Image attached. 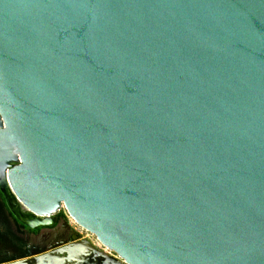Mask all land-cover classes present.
I'll return each instance as SVG.
<instances>
[{
    "label": "water",
    "instance_id": "95a60500",
    "mask_svg": "<svg viewBox=\"0 0 264 264\" xmlns=\"http://www.w3.org/2000/svg\"><path fill=\"white\" fill-rule=\"evenodd\" d=\"M9 189L125 264H264V0H0Z\"/></svg>",
    "mask_w": 264,
    "mask_h": 264
},
{
    "label": "flooded vegetation",
    "instance_id": "af4514ba",
    "mask_svg": "<svg viewBox=\"0 0 264 264\" xmlns=\"http://www.w3.org/2000/svg\"><path fill=\"white\" fill-rule=\"evenodd\" d=\"M0 201L5 206L0 209V247L3 243L7 244L6 242H8L11 244L9 249L12 255L9 256L8 261H0V264L33 258L45 254L51 249L58 250L74 243L83 245L80 256L70 262L67 255H65V257H61L67 260L64 264H108V257L125 264L118 256L110 254L107 248L101 244L99 246L98 242L95 244L87 239H81V233L71 228L67 222L61 221L60 216L43 218L25 213V211L17 208V204L12 198H9L1 190ZM44 223L48 224L41 225ZM87 244L89 246L86 247ZM77 260L79 261L76 262Z\"/></svg>",
    "mask_w": 264,
    "mask_h": 264
},
{
    "label": "rangeland",
    "instance_id": "374dc122",
    "mask_svg": "<svg viewBox=\"0 0 264 264\" xmlns=\"http://www.w3.org/2000/svg\"><path fill=\"white\" fill-rule=\"evenodd\" d=\"M5 206H4V203H2L0 201V209H3ZM60 216L61 217V221H64V222H67L71 228H73L74 230H78L80 233H81V239L85 240H89L91 241L92 243H95L97 244V239L94 235L90 234L89 232H87L86 230L82 229L80 226H78V224H74L71 220V217L69 216L68 212L65 210V208H63L61 210V212L55 216V217H58ZM5 240V239H4ZM3 240V241H4ZM7 244H2L1 247H0V261H8L9 260V256H12L11 253H10V245L8 242H6ZM11 259V258H10Z\"/></svg>",
    "mask_w": 264,
    "mask_h": 264
},
{
    "label": "bare ground",
    "instance_id": "6f19581e",
    "mask_svg": "<svg viewBox=\"0 0 264 264\" xmlns=\"http://www.w3.org/2000/svg\"><path fill=\"white\" fill-rule=\"evenodd\" d=\"M8 188H9V187H8ZM7 194H8V197H9V198L11 197L12 200L17 204V208H19L20 210L24 211V208L22 207V205L20 204V202L14 197V195L11 193V190H10V189L8 190V193H7ZM36 217H40V216H36ZM43 218H45V217H43ZM46 218H51V217H46ZM36 220H38V218H36ZM71 220H72V222H73L74 224H75V223L77 224V222L75 221L74 218L71 217ZM47 224H48V223H44V224H41V225H47ZM41 225H40V226H41ZM98 245L101 246L100 243H98Z\"/></svg>",
    "mask_w": 264,
    "mask_h": 264
},
{
    "label": "built area",
    "instance_id": "2783aa9c",
    "mask_svg": "<svg viewBox=\"0 0 264 264\" xmlns=\"http://www.w3.org/2000/svg\"><path fill=\"white\" fill-rule=\"evenodd\" d=\"M110 254L115 255L113 252L109 251Z\"/></svg>",
    "mask_w": 264,
    "mask_h": 264
}]
</instances>
